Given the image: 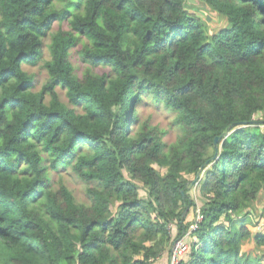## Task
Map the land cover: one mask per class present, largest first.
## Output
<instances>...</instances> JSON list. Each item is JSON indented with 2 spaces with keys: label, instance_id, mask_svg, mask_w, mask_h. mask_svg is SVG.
<instances>
[{
  "label": "trees",
  "instance_id": "1",
  "mask_svg": "<svg viewBox=\"0 0 264 264\" xmlns=\"http://www.w3.org/2000/svg\"><path fill=\"white\" fill-rule=\"evenodd\" d=\"M197 2L227 26L210 35L188 0H0V264H154L171 227L193 239L180 264H264L243 251L264 248L249 227L264 197V0ZM47 38L38 92L24 66ZM146 99L169 113L174 143L130 129ZM61 168L94 185L89 204L53 188ZM195 184L202 220L187 224Z\"/></svg>",
  "mask_w": 264,
  "mask_h": 264
},
{
  "label": "rangeland",
  "instance_id": "2",
  "mask_svg": "<svg viewBox=\"0 0 264 264\" xmlns=\"http://www.w3.org/2000/svg\"><path fill=\"white\" fill-rule=\"evenodd\" d=\"M63 0H59V7L63 6V3H61ZM197 1V0H196ZM200 6L199 10L193 11V13L196 14L197 17L200 18V20L207 26L208 33L211 35L212 33H216L219 30L225 28L227 26L226 20L224 18H221L218 14L210 11L204 4H199ZM64 29L66 31L70 30V27L68 25V22H65L62 25L56 24L54 28V32H57L59 29ZM85 43V40H81L76 47H74L71 50L70 53V62L72 66L74 67V70L76 74L82 78L83 74L88 68H91L90 64L82 59L81 52L83 49V45ZM49 45H50V39L47 38L44 42L43 46V52H44V60L36 67H33L31 65H25L24 70L27 72L30 76L34 78V84L36 91H41L45 84L48 82V74L46 69L44 68V64L46 61L49 60ZM110 68H106L104 66H100L96 69V73H104L109 72ZM57 92L59 94V97L61 101L68 105L69 101L66 95V91L62 88H58ZM81 112V111H80ZM138 116L139 121L133 124H130V129L134 130L140 128L142 125L147 124L150 127H157L161 131H165L164 135V141L167 145H170L176 141L178 132L175 130V127L172 124V118L170 117L169 113L160 105L155 102L149 101L144 103L143 105L139 106L138 108ZM155 168L161 172L162 174L166 173V170H162L159 167L155 166ZM50 179L51 183L54 189H58L61 184L66 186L74 195L76 201L79 204H89L88 198H87V190L94 186L92 183H87L86 181L80 179L78 176H76L70 168H61L58 172L53 171L50 169ZM128 177V174H126ZM204 174H200L198 178H196L194 175L186 176L189 181H196L197 179H202ZM142 185V184H141ZM141 196L145 197V191L144 189H141ZM190 196L192 201L194 202V207L189 209V213L186 215V223L192 224L196 219L198 220L200 216V209L202 208L205 198L203 194L200 191V188L195 187V185H192ZM252 212V220L249 224V227L252 229V233H264V197L261 195L257 201L254 202L253 206L251 207ZM172 236H173V247L170 248L168 252H165V254H169V262L164 264H171L170 262V256L172 253V250L174 248V245L177 243L176 236H177V229L174 227H171ZM186 244L188 245V250L186 256L183 258L185 259L190 251V246L193 241V239L190 236H187L184 238ZM176 242V243H175ZM175 243V244H174ZM243 251L245 253L252 254L253 256H263L264 255V248L255 247V245L248 241L244 247ZM164 255V254H163ZM264 258V257H263ZM162 259L159 258L154 264H157L158 261ZM264 263V261H263Z\"/></svg>",
  "mask_w": 264,
  "mask_h": 264
},
{
  "label": "built area",
  "instance_id": "3",
  "mask_svg": "<svg viewBox=\"0 0 264 264\" xmlns=\"http://www.w3.org/2000/svg\"><path fill=\"white\" fill-rule=\"evenodd\" d=\"M195 187L196 184H195ZM202 218L199 216L197 222L201 221ZM196 228V226L194 227ZM187 237V236H186ZM177 242V243H176ZM174 244V248L172 250L171 256H170V262L171 264H180L182 259L186 256L188 245L186 244L184 238L177 240ZM173 247V246H172Z\"/></svg>",
  "mask_w": 264,
  "mask_h": 264
},
{
  "label": "water",
  "instance_id": "4",
  "mask_svg": "<svg viewBox=\"0 0 264 264\" xmlns=\"http://www.w3.org/2000/svg\"><path fill=\"white\" fill-rule=\"evenodd\" d=\"M188 2L192 5L198 4L196 0H188ZM232 132L233 131H228L227 133H225L223 135L224 139L227 138ZM220 140H221V137L215 139V142H214L215 147H218V143L220 142Z\"/></svg>",
  "mask_w": 264,
  "mask_h": 264
},
{
  "label": "crops",
  "instance_id": "5",
  "mask_svg": "<svg viewBox=\"0 0 264 264\" xmlns=\"http://www.w3.org/2000/svg\"><path fill=\"white\" fill-rule=\"evenodd\" d=\"M168 262H169V254H164L162 256V259H160L157 264H164Z\"/></svg>",
  "mask_w": 264,
  "mask_h": 264
}]
</instances>
